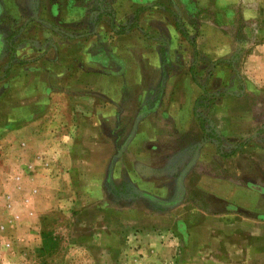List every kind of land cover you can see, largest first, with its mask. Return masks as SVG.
Masks as SVG:
<instances>
[{"label":"rangeland","instance_id":"374dc122","mask_svg":"<svg viewBox=\"0 0 264 264\" xmlns=\"http://www.w3.org/2000/svg\"><path fill=\"white\" fill-rule=\"evenodd\" d=\"M32 1L36 13L34 6L20 11L19 23L32 24L33 29L22 34L25 26L15 29L12 18L0 12V68L11 69L12 81V91L6 88L7 93L0 82V134L13 129L7 138L5 133L0 135V224L6 227L0 237L4 231L5 237L13 234L3 199L13 197L9 182L15 174L13 165L23 159L16 154V142L22 137L15 129L36 116L37 102L45 103L40 116L57 115L53 103L59 91L53 88L52 77L38 75L44 69L36 61H20L15 56L28 36L33 38V48L40 35L39 24L33 21L46 18L37 11L44 0ZM52 1L56 0L47 3ZM88 1L87 11L102 12L106 21L99 28L106 38L103 47L96 46L94 51L104 54V46L114 48L124 60L125 73L131 72L126 83L133 84L126 85L120 111L106 125L109 139L94 141L107 151L103 154L108 157V170L101 177L94 164H84L89 154L78 138L75 154L82 163L75 174L79 198L73 201L72 222L62 211L42 217L40 249L30 246L25 254L17 249L20 255L16 256L17 252L0 247V264H73L74 260L85 264L102 254L104 245L128 242L134 232L142 236L169 232L177 246L174 264L234 262L230 259H235L234 242L243 245L248 239L230 236V227L241 228L237 221L230 223L229 214L236 210L197 193L191 183L180 187L196 163V153L211 149L202 160L205 165L228 175L234 184L257 187L264 196V0ZM88 20L65 26L66 32L88 37L99 21L96 17ZM5 95L13 107H4ZM195 98L194 116L202 126L195 118L190 130L181 132L176 117L181 119L187 102ZM92 99L93 104L100 101ZM172 100L182 106L173 103L170 107ZM5 118L13 121L11 127L5 126ZM155 128L159 131L149 139L147 133ZM11 147L13 153L6 152ZM92 176L98 181L102 178L103 183V192L97 188L98 198L93 201L79 188L82 180ZM255 214L241 212L239 216L249 222L243 228L260 232L262 239L257 242L264 246V222H254ZM97 225L118 238L102 236ZM248 244L253 245L252 240ZM116 251H109L112 261ZM258 258L264 264V252Z\"/></svg>","mask_w":264,"mask_h":264},{"label":"crops","instance_id":"0c3cea01","mask_svg":"<svg viewBox=\"0 0 264 264\" xmlns=\"http://www.w3.org/2000/svg\"><path fill=\"white\" fill-rule=\"evenodd\" d=\"M88 2V0H56L47 3V0H44L37 11L45 15V20L33 21L39 24V27H36L40 35L33 44V48L34 45L36 48L31 47L30 41L33 38L28 36L25 38L26 42H20V49L15 54L20 61H36L40 69H44L42 72L39 70L37 74L52 77L53 88L59 91V95L53 103L56 116H40L45 109V103L37 102L36 107L39 111L36 116L26 119L20 123L19 128L15 129L22 137L16 142V154L22 156L23 159L14 162L13 172L15 174L10 177L9 181L14 188V193L13 197L3 199V207L5 211L7 210L5 213L9 215L6 219L7 223H11L9 225L13 233L7 236L16 238L5 237L6 231L0 237L2 239L0 247H3L5 243H10L8 249L14 251V254L17 249L25 254V248L29 250L30 246L34 247V250L40 249L44 238L39 230L42 217L55 211H62L64 217L69 219V223L72 220L73 201L79 198V184L75 174L79 164L82 163V160H77L75 154V144L78 138L83 143V149H87L89 154L84 164L92 166L94 164V167L100 169L101 177L103 171L108 170V157L103 154L107 151L101 148L102 144L100 147L94 141L103 142L109 139L106 125L117 117L121 107L120 95L125 91L126 85H133L129 81L126 83V79L131 80V78H126L131 72L125 73L124 60L118 56L114 48L108 49L107 45L104 46V54L94 51L96 46L103 47L104 31H100L99 28L101 26L104 28L106 21L102 12L91 14L87 11V9L90 10ZM34 4L32 0L31 3L29 0H0V12L2 10L1 14L12 18L11 22L17 26L15 29L25 26L21 31L22 34L25 30L33 29V26L19 23V13L30 7L33 9ZM36 9L37 7L34 9L35 13ZM71 17H75L73 19L76 20H71ZM94 17L99 21L88 37L83 34L70 36L71 34L66 32L65 26L84 20L87 23L88 19ZM2 25L0 22V26ZM81 37L87 39H79ZM46 44L50 46L45 47ZM119 66L120 72L117 71ZM27 67L29 66L26 65ZM10 70L0 68V82L4 83L6 93V88L9 92L12 91ZM21 89L25 90L23 86ZM94 96L100 99L97 104L92 103ZM4 98L6 102L4 107H13L12 102L7 103L6 95ZM196 99L187 102V109L182 111L184 118L182 114L181 119L176 117L178 130L181 132H187L193 125L192 120L196 118L194 116ZM173 103L181 105V102L172 100L169 102L170 107H173ZM81 110H84V114ZM12 122L11 119L6 120L5 126L10 125L11 127ZM31 126L35 127L34 130L30 128ZM154 131L147 133L149 139L159 130L155 128ZM1 132L0 135L5 133V138H7L13 129H4ZM13 149L11 147L6 152L9 150L13 153ZM97 150L100 152L98 153ZM211 151V149H204L200 150L199 154L196 153V163L188 176L184 178L183 184L184 182L191 183L193 190L197 193L213 196L236 210L232 215L229 214L230 223L237 221L241 228L230 227V236L243 235L252 240L253 245L248 244V239H246V244L242 243L243 245H236L234 242L235 253L231 252L235 254V259L230 256L234 262L214 261V263L206 262V264H262L263 261L258 256L264 252V246L257 242L262 239L259 236L260 232L253 233L252 230L249 232V228H243V225L247 226L249 222L239 214L241 212L256 213L252 220L258 223L264 222V196L257 187L234 184L228 175L214 171L211 169L213 167L209 168L210 166L205 165L202 160L206 157L205 154ZM183 184L181 187L185 188L186 184ZM79 188L84 193L86 192L88 198L93 201L94 198H98L97 188L100 193L103 192L102 178L98 181L93 179V176L86 177ZM101 196L99 200L102 199ZM233 217L237 218L233 219ZM97 229H100L101 235L107 239L116 240L118 238L117 234L108 232L102 225ZM130 236L128 242L123 240V243L115 246L104 245L100 248L102 254L94 257V261L89 259L85 264H174L173 258L176 256L177 246H174L170 240L169 232L156 234L152 232L144 236L134 232ZM113 250H117L115 261H112L109 254V251ZM237 253L240 254L238 260ZM253 253L257 254V257H254ZM19 255L20 252H17L16 256ZM23 255L21 254L22 257ZM11 256L13 258V255ZM73 264L78 263L74 260Z\"/></svg>","mask_w":264,"mask_h":264},{"label":"built area","instance_id":"2783aa9c","mask_svg":"<svg viewBox=\"0 0 264 264\" xmlns=\"http://www.w3.org/2000/svg\"><path fill=\"white\" fill-rule=\"evenodd\" d=\"M5 229L3 224H0V232H2ZM10 247V243H5L3 248L8 249Z\"/></svg>","mask_w":264,"mask_h":264},{"label":"trees","instance_id":"16d2710c","mask_svg":"<svg viewBox=\"0 0 264 264\" xmlns=\"http://www.w3.org/2000/svg\"><path fill=\"white\" fill-rule=\"evenodd\" d=\"M196 104H197V102H196ZM196 120L200 123V127H201L202 126L201 120L198 117H196Z\"/></svg>","mask_w":264,"mask_h":264},{"label":"water","instance_id":"95a60500","mask_svg":"<svg viewBox=\"0 0 264 264\" xmlns=\"http://www.w3.org/2000/svg\"><path fill=\"white\" fill-rule=\"evenodd\" d=\"M180 188H182V187H180Z\"/></svg>","mask_w":264,"mask_h":264}]
</instances>
